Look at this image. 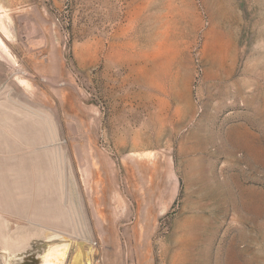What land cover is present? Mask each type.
<instances>
[{"label":"rangeland","instance_id":"rangeland-1","mask_svg":"<svg viewBox=\"0 0 264 264\" xmlns=\"http://www.w3.org/2000/svg\"><path fill=\"white\" fill-rule=\"evenodd\" d=\"M0 14V264H264V0Z\"/></svg>","mask_w":264,"mask_h":264},{"label":"bare ground","instance_id":"bare-ground-1","mask_svg":"<svg viewBox=\"0 0 264 264\" xmlns=\"http://www.w3.org/2000/svg\"><path fill=\"white\" fill-rule=\"evenodd\" d=\"M0 18H1V14H0ZM0 44L2 45L1 40H0ZM0 239L3 241V243L2 242L1 243L4 244L3 249L7 252H9L11 249L19 250L22 248L21 243L18 244V243H15L14 241L9 242L7 240L6 233L2 231H0ZM46 240L47 241H46L44 249L40 251L37 255H34L35 259L33 262L36 264H64L65 262L63 263V261L67 257L68 245H70L69 244L70 241L67 238L60 237L56 233H52V232L46 233ZM93 253L94 251L91 247L84 253H81L78 250L73 256L74 259L70 264H93V258H94ZM19 255L24 257L22 254H18L17 252L16 256H19ZM5 264H11V263L6 262Z\"/></svg>","mask_w":264,"mask_h":264}]
</instances>
